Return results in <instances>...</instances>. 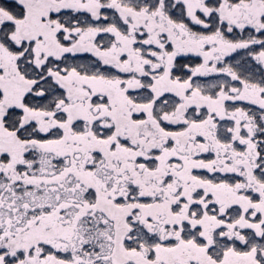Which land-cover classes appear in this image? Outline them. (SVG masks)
Masks as SVG:
<instances>
[{
	"label": "snow or ice",
	"instance_id": "snow-or-ice-1",
	"mask_svg": "<svg viewBox=\"0 0 264 264\" xmlns=\"http://www.w3.org/2000/svg\"><path fill=\"white\" fill-rule=\"evenodd\" d=\"M0 264H264V0H0Z\"/></svg>",
	"mask_w": 264,
	"mask_h": 264
}]
</instances>
